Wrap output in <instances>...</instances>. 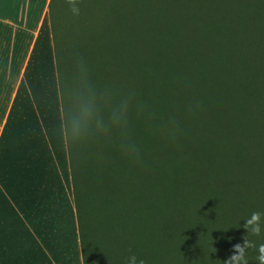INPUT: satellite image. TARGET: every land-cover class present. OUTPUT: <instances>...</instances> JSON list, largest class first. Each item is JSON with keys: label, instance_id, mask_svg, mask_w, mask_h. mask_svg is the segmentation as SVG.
I'll return each mask as SVG.
<instances>
[{"label": "trees", "instance_id": "1", "mask_svg": "<svg viewBox=\"0 0 264 264\" xmlns=\"http://www.w3.org/2000/svg\"><path fill=\"white\" fill-rule=\"evenodd\" d=\"M49 17L83 264H224L264 212V0H51Z\"/></svg>", "mask_w": 264, "mask_h": 264}, {"label": "crops", "instance_id": "2", "mask_svg": "<svg viewBox=\"0 0 264 264\" xmlns=\"http://www.w3.org/2000/svg\"><path fill=\"white\" fill-rule=\"evenodd\" d=\"M50 1L0 0V264H83Z\"/></svg>", "mask_w": 264, "mask_h": 264}, {"label": "clouds", "instance_id": "3", "mask_svg": "<svg viewBox=\"0 0 264 264\" xmlns=\"http://www.w3.org/2000/svg\"><path fill=\"white\" fill-rule=\"evenodd\" d=\"M72 11L78 14V9L73 7ZM243 227L246 229L245 243L243 245H236L234 254L224 264H250L247 258V250L250 247L251 241L249 236L260 237L264 235V212L255 211L245 219ZM256 264H264V243L257 247ZM125 264H145V260L136 254L132 253L127 256Z\"/></svg>", "mask_w": 264, "mask_h": 264}]
</instances>
